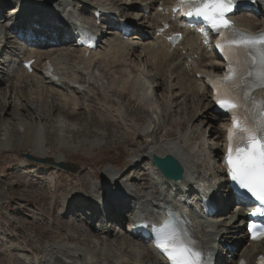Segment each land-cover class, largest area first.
Instances as JSON below:
<instances>
[{"label": "bare ground", "instance_id": "obj_1", "mask_svg": "<svg viewBox=\"0 0 264 264\" xmlns=\"http://www.w3.org/2000/svg\"><path fill=\"white\" fill-rule=\"evenodd\" d=\"M66 1L69 2L74 0H56L51 3L49 7L41 6V0H35V3L33 2L32 4V13L35 15L36 23L41 22L42 15L57 19L58 22L66 20L65 11L68 10V2ZM76 1L83 4V7L89 6L91 12L98 9H113V7L116 12H128L137 7L145 6V8H143L144 13L140 17L138 16L140 19H136V22L140 23V21L144 19V15L149 13L152 20H155V24H147L148 26L145 25L143 33L150 38L145 39L143 42H139L138 40L135 41L134 36V38L123 40L119 36V31H113L111 35L105 38L104 44L99 47V50L92 51L89 56H84V53L77 49H72L69 46H63V48L58 50H56V48H49V50H51L49 54H44L39 50L31 49L29 47L24 53H18L19 55H16L15 52L17 46L12 42L8 53L0 57V65L2 64L4 67V65L7 64V70H9L8 75L6 74V79L4 78L5 80H3L6 84L5 89L3 91L0 90V105L2 106L0 108V118L5 116L2 112L6 106L12 107L14 110L18 109V106L13 104L16 99L22 100L21 108H24V99L41 100L42 98H50L52 101H47L52 103L51 107L55 108L54 111L58 113H64L67 111L69 117H75L72 116V113L80 115L84 112L86 115H89V111L93 108L96 111L97 118H102L100 122L97 121L98 123L103 124V120L110 121V123L112 122L120 132H123V134L125 133L127 137L136 141L131 144L132 146L135 145L137 148L141 147L142 153H140L139 156H131L130 165L133 166L140 159H145V162L148 163L147 165L149 167L145 168L146 173L141 181L144 186H142L137 193H134L129 184L131 181H129V179L131 178L122 177V175H119L118 171L109 168L104 170L100 175L90 172L89 170H86V173L82 170H79L82 171L80 173H78L79 171L71 173L58 168L57 164L67 163V158L65 159L64 156L60 155L56 158L57 162L54 163L53 161V166L49 169H51L52 172H55L56 176L59 175L60 172L64 175H67L68 173L71 174L68 178L70 179V177H73L74 180H77L78 184L76 189L64 190L65 193H60V189L57 187V190L52 191L50 188L54 189L55 187V177L52 175L48 176L47 180L45 179L46 185L43 186V188L48 187L49 191L44 193L41 188L43 191V194L41 192V196L46 199V196L48 195L52 209H56L57 204L59 207L61 206L59 211L53 213L55 219L56 216L58 217V215H62L77 202H90L89 204L93 205L94 209L96 208V211L90 214H93L94 217L97 216L98 219L101 211H103V207H110V212H112L113 209L116 210L117 208L123 207L124 203L122 202L130 198L132 200H138V206L143 213L136 215L138 213L136 212V218L145 220L149 226L150 222L157 217V211L159 208H162L163 206L173 207L177 213H180L181 215L182 213L184 214L182 219L185 221L186 230L190 236L198 240L202 244V248H208L211 245L210 241H213L216 237H220L219 232L221 230L212 225H208L202 219L200 220V217L197 216L196 212L192 211V208L187 205L188 202L193 203V197L202 189L206 182L210 161L209 158L205 156L203 150L207 140L205 139L204 132L202 134V131L194 126L191 125V128L188 129L187 127L191 120L188 124H184L186 121L184 109L182 110L180 108L182 110L179 112V114H182L180 116L178 112L174 110L173 106L179 99H182L183 102L193 104V107L197 110L199 109V106L202 107L200 112H203V115L204 113H208V115L210 113L208 119L210 121V126L213 129L212 137L210 138L213 139V145L215 146L213 155H217L218 152L221 151L219 140L223 135V130L227 127V122L221 120L220 117L215 116L213 112V104L211 103V93L203 85L202 81L197 79V77L199 74H219V72H221L222 64L214 58L209 48L206 46L207 40L205 39V33L202 30L180 25L175 17L170 14V11L166 6L169 5L172 0H150L146 2H149L147 6L144 4L145 0H131L129 1V4L125 3L122 7L115 5L112 0H91L87 3L80 0ZM256 1V4L252 5V7L263 4L261 8L264 12V0ZM0 4L14 5V2L13 0H1ZM159 7L164 8L162 13L157 11ZM13 9L14 7L9 9L11 11L7 13L14 12ZM125 15L126 12L121 16V19L125 18ZM145 16L147 17V15ZM81 18L82 20L87 21L89 16L85 15ZM234 18L239 22L241 27L251 29L253 33L255 31L254 29L260 28L257 26L254 19L246 15L239 14L235 15ZM69 20H73V17H70ZM165 23L171 25L170 30L161 37L156 35V30L162 28ZM173 32L182 33L183 39L177 48L169 53L168 36ZM192 35L194 36L192 37ZM70 40V36H67V41ZM7 42L8 39L5 34L3 37H0V52ZM225 46L226 44L223 41H220L219 49H224ZM183 50L186 52L184 56L187 55V52L189 51L191 55L196 54L197 56H188L186 59L183 57V54L181 55ZM32 59L36 60V63L33 65L34 71L33 73L28 74L21 68L20 63L23 60ZM46 59L50 60V63L54 68V74H56L58 81H63V83L60 82L63 84L64 88L59 87L56 80L52 81L41 74V65ZM184 60L186 61L184 62ZM95 65H98L102 69L101 71L110 76L108 82L110 90L118 86H120L121 92H125L128 89L132 98L135 99L143 109L147 107V110L149 108L154 110L155 108L148 86H146V81L150 73H152L151 84H153V89H155V98H158L159 91L164 87L166 93L163 95L166 94L167 97L173 95L170 101L167 97L166 99L163 98L162 116L164 117V121L163 124L160 125L159 129L161 134L156 141H145L144 145H138L137 142L138 139L140 140L148 137L153 132L152 127L155 123V119H152L153 116L147 119L146 124L140 123L141 121L136 119H130L122 108L121 98H118V100H111L109 96L104 94L101 90H99V93L100 96H102V101H93L94 95L92 90H98V87L94 84V76L92 75V69ZM231 65L233 64L231 63ZM2 72L4 71L1 70V73ZM80 76L83 77L82 80L80 79ZM1 79H3V77L0 78V82H2ZM189 79H192V81ZM179 84L180 88L178 87ZM18 89L22 90L20 95L15 93ZM175 89H177L178 93L180 92L179 97L178 94H176L177 91ZM80 97H82V102L80 101ZM76 99H79L80 105H78ZM109 100L111 101L110 105H108ZM116 102L118 103L115 105ZM18 103L21 104L20 101H18ZM95 103H97L96 106ZM27 106L29 105L26 104V107ZM52 108L49 109V104H43L41 105V113H44L46 111L45 109H47L49 113H53L51 112L53 111ZM31 110H35V108L32 107ZM19 114L23 115L22 113ZM197 114L199 115L201 113ZM37 115L38 113L36 114V117L34 115L29 116V119H27V117H22V119L16 118V120L19 119L17 120L19 122L18 127L19 131L22 133V137L18 141L14 140L15 142H12L11 135L8 132H4L3 135H0L2 136L0 138L1 152H20L18 163L20 164L21 169H27L26 167L24 168L27 161L22 156L24 154L31 155V151L33 152L32 156L39 157L36 158L38 161H41V158H50L53 160L52 156H46L44 146H47L48 143L46 140L43 141L42 139V137L45 136L43 129L47 127V125L44 124V121L42 123ZM167 119H169V121H167ZM216 122L219 124V127L217 128L215 127ZM70 126L76 127L77 125L74 124ZM3 128L9 129L10 127L5 125L1 130ZM51 128H55L57 132L61 133L67 131L71 132V130L61 122L56 123V125L51 126ZM208 132L210 131L208 130ZM98 134L100 135L101 133ZM103 138L104 137L101 139L96 138L98 140L95 139L96 141L92 142L82 141L76 146L66 144L65 147L69 152L75 153L80 148H84L87 153H90L91 151L98 150L104 146ZM55 145L58 146V143H55ZM18 146L24 147L26 150L21 149ZM17 148L21 150H18ZM152 154H156L160 157L165 155H171L174 157L183 168L182 180L176 182V184L168 180L164 182L163 177H161L160 173L151 162L150 157ZM28 168L31 169V167ZM46 169L47 167H42L41 172L44 173ZM49 169H47L46 174L49 172ZM32 171H35V169ZM141 182L137 184V188L142 185L140 184ZM173 188H180L182 192L181 197L177 196L171 198ZM7 192L12 193L8 188ZM7 196L6 193L0 192V197L3 201L7 199ZM0 205L2 207V202ZM166 215L167 212L164 211L163 216ZM123 216L122 211H120L119 216H115L112 226L106 224L107 226L100 228V226H96L97 224H93V226L87 225L85 220L76 213L75 220L77 219L79 223H84L85 229L89 231L88 234L86 233V238L91 237L92 239L94 237L92 233L97 237V241L92 239L90 244L83 243L82 246L79 244H69L67 240H64L65 235L67 237L70 236L68 232L71 227L75 229L74 225H71L69 230L60 229L61 231H54L50 225L51 227L45 230V232L53 230V233H50L49 235H56L57 233L54 232H58L59 237L56 240H63L59 241V243L55 242L49 245L47 244L46 247L34 248L31 251L32 253L26 248L23 250L20 242L11 244L8 241L9 239L7 240L6 233V235H3L0 238V246H2L0 253L3 252L7 254L9 258H12L14 255H17L15 253L22 251L26 254L24 260H28L30 264H163L161 259L155 255L152 246L149 245L147 240L131 237L128 230L125 228L122 230L123 233L117 231V229L120 228L117 222L119 219H122ZM108 217L110 218V214H108ZM59 223H62L63 227L67 226L62 219ZM237 223L239 222L237 221ZM24 224L26 223L24 222ZM237 227H239V224H237ZM35 229L36 228H34V230ZM83 231L84 230H81L82 233ZM221 234L224 233L222 232ZM28 237L32 238V236L29 235ZM107 239L115 241L118 246V252L109 253L106 251L104 242ZM236 239L237 237L234 238V240ZM240 250L239 255L234 252L233 257L235 258L230 261V264H238L239 257H243L247 261L257 251L259 253L264 252V242L258 245L254 244L250 248L244 246ZM27 254H31L32 257L29 255L27 256ZM96 254H98V258L95 257ZM226 262L228 263V261Z\"/></svg>", "mask_w": 264, "mask_h": 264}, {"label": "rangeland", "instance_id": "obj_2", "mask_svg": "<svg viewBox=\"0 0 264 264\" xmlns=\"http://www.w3.org/2000/svg\"><path fill=\"white\" fill-rule=\"evenodd\" d=\"M33 1L35 0H29L26 3V5L28 3L32 4ZM80 1L87 3V2H90L91 0H80ZM112 1L118 7H122V5L125 3L129 4L128 2L131 0H112ZM13 2H17V0H13ZM72 2L74 4L76 3L77 5L83 7L82 6L83 4L79 3L76 0ZM146 2H145V5L147 6L149 2L148 3ZM12 7L13 5H10V6H7L6 9H10ZM81 7H80V10H85ZM143 8H145V6L137 7L135 9H132L131 11H128V12L124 11V12H126V15L128 16L132 14L134 17H138V16L140 17L142 15L141 10ZM148 12H149V9H148ZM145 15H147V17ZM145 15H144V19L142 20L143 22L141 21L143 25L155 24L154 23L155 20H152L149 13H146ZM4 24L5 23L0 24V29H3ZM2 36L3 34L0 33V37ZM193 36L194 35H192V37ZM185 53H186L185 50H183L181 52V55L183 54V57H185L186 59L188 58V56H193V57L197 56L196 54L191 55L190 51L187 52V55L184 56ZM185 61L186 60H184V62ZM7 69H8L7 64H5L4 67L2 66V64L0 65V78L3 77V79H1L2 82H0V90L2 91L5 89V86H6L3 80L6 79L5 77H7L9 73V70ZM1 70H3L4 72L1 73ZM101 70L102 69L98 65H95L94 68L92 69V75L94 76V84L96 87H98V90L97 89L92 90V93L94 95L93 101H97V102L102 101L101 100L102 96H100V93H99V90H101L104 94L109 96L111 100H115V99L118 100V98H121L122 108L130 119H134V120L136 119V120L141 121L140 123L146 124L147 119L153 116L152 119H155V123L153 124V127H152L153 132L148 137L142 138L143 140L138 139L137 142H138V145L139 144L144 145L145 141H151V142L156 141L160 137V134H161L160 129H159L160 125H162L164 121V117L162 116V107H163V98L166 99L167 97L166 94L163 95L164 93H166L164 90L165 87L159 91L160 97L158 95V98H155L152 100L154 102V106L156 109L154 108L153 110L152 108H149L147 110L146 109L147 107L143 109L136 102V100L132 98L130 91H128V89L125 92H121V88L120 86H118L110 90V87L108 86L110 76H108ZM80 79L82 80L83 77L80 76ZM189 80L192 81V79H189ZM178 87L180 88V84ZM175 90L177 91V89ZM21 92L22 90L18 89L17 92L15 93L17 95H20ZM176 94H178V97H179L180 92L178 93L177 91ZM7 96H8V92H7ZM172 96H168L167 99L170 101ZM47 100L52 101L50 98L48 99L42 98L41 100H37V99L25 100L24 99V108H21L22 100L16 99L15 100L16 102L14 101L13 104L17 105L18 109L14 110L12 109V107L6 106L2 112L5 116L3 118H0L1 119L0 120V135H3L4 132H8L11 135L12 142H15L14 140L18 141L19 139H21L22 133L19 131V127H18L19 122L17 120L19 119L16 120V118L22 119V117L24 118L27 117V119H29V116L34 115L36 117V114L38 113L37 115L38 118L41 119L42 123L44 121V124L47 125V127L43 129L45 132V136L42 137L43 141L46 140V142L48 143L47 146H44L46 150L45 154L46 156L48 157L52 156L53 158V160L50 158H47V159L44 158L45 163H40V167H39L40 169H42L43 166L49 169L50 167H52V165H50L49 163L50 162L52 163L53 161L54 163L57 162L56 158L62 155L65 157V159L67 158L66 159L67 163H65V165H72L76 167L78 170H82L84 173H86V170H89L90 172L100 175L104 170L108 168L118 171L119 175H122V177L131 178L129 179V181L131 180L129 184H130V188H132L134 193H137V191L140 188H142V186H144V184L141 181L145 176V173H146L145 168H148V165H147L148 163L145 162L146 161L145 159H140L135 165L133 166L130 165L131 156H139L140 153H142L141 147L137 148L135 145L134 146L131 145L133 144V142H136L135 140L131 139L130 137H127L125 133L123 134V132H120V130L115 125H113L112 122L111 124L110 121L103 120L104 121L103 124L98 123L102 120V118L101 117L97 118V114L95 113L96 111L93 108H91V110L89 111V115H86L84 112L83 114L81 113L80 115L78 114L76 115V113H72V116H75V117H69L67 114V111L64 113L55 112L54 111L55 108L51 107L52 103L48 102ZM76 100L78 101L77 102L78 105H80L79 99H76ZM18 101H20L21 104H19ZM80 101L82 102V97H80ZM117 103L118 102H116L115 105ZM26 104H28L29 106L26 107ZM43 104L44 105L49 104V109L52 108L53 111L51 112L53 113H49L47 109H45L46 111L44 113H41V105ZM110 104H111V101L109 100L108 105ZM96 105L97 103H95V106ZM195 105H196V102H195ZM1 107L2 106L0 105V108ZM32 107H34L35 110H31ZM173 108L174 110L178 112V114L181 109L182 110L184 109V114H186L185 115L186 121L184 122V124L185 125L188 124L189 121L191 120L190 123L188 124V127H187L188 129H190L192 125L198 130L202 131V134L204 132L205 135L209 134L212 137L213 129L211 128L210 121L208 119L210 117V113L209 115L208 113L206 114L204 113L203 115V112H200L202 107L199 106L198 107L199 109L197 110L196 108L193 107V104H190L189 102H183L182 99H179L174 104ZM19 113H22L23 115H20ZM197 113H201V114L198 115ZM179 115L181 116L182 114H179ZM167 121H169V119H167ZM58 122L64 123V125H66L71 130V132L67 131V132L61 133V132H57L55 128H51V126H55L56 123ZM74 124H76L77 126L76 127L70 126ZM168 124H171V123H168ZM5 125H8L10 128L9 129L3 128L1 130V128L4 127ZM215 127L216 128L219 127V124L217 122L215 124ZM208 130L210 132H208ZM98 133H101L100 135L102 136H100ZM1 137L2 136H0V138ZM102 137H104L103 138L104 146H102L98 150H93L90 153H87L86 149L84 148H80L75 153L69 152L68 149L65 147L66 144H71V145L76 146L82 141L92 142V141L101 139ZM125 137L128 139H126ZM57 138L60 140H58ZM205 139L207 140L206 136H205ZM212 142H213L212 140L208 139L207 143L205 144V148L206 146L210 147L209 149L211 153L213 154V150L215 146L212 145ZM55 143H58V146H56ZM19 148L26 150L24 147H19ZM19 148L17 149L21 150ZM205 148L203 150L204 154L207 158H209L207 153L205 152ZM19 153L20 152L18 151L3 153L0 150V192H4L6 193V195H8L5 201H3L0 197V204L1 202L3 204L2 207L0 205V233H1L0 238L3 235H6L7 233V236H6L7 240L9 239L8 241L11 244L20 242L22 244L23 250L24 248H26L30 250L31 252L34 248L37 249L40 247H46L47 244L49 245L55 242L59 243V241L63 240V239L56 240L59 237L58 232H54V233H57L56 235L55 234L49 235L50 233H53V230H50V232H45V230L49 229L51 226H52L51 228H53L54 231H57L60 229L69 230L71 225H74L75 229L71 227L70 231L68 232L70 236L67 237L65 235L64 237V240L65 241L67 240L69 244H79L80 246H82L83 243L90 244L92 242V239L94 241H97V237L93 233L92 235H94V237L92 239L91 237L86 238V235L88 234L89 231L85 229L84 227L85 224L81 222L79 223L77 219L75 220V217L71 218L70 211H69L70 213L68 214L65 212L62 215L57 214L58 217L56 216V219H55L53 213H56L57 211H59L61 209L60 208L61 206L59 207V205L57 204L56 209H52L48 195L46 196V199H44V197L41 196L43 194V191L44 193L49 191L48 187L43 188V186L46 185L45 182L48 176L53 175L55 177V183H54L55 187L54 189L53 188H50V189L52 191H55L57 190V187H58L60 189V193H65L64 190L76 189V186L78 184L77 180H74L73 177H70L69 179L68 176L71 175L69 173L67 175H64V174H61L60 172L59 175L56 176L55 172H52L51 169H49L50 173L48 172L46 176L40 177V179L33 178V175L28 176V177L20 176L17 172L19 168L18 167L19 166V163H18ZM25 155H28V154H24V156ZM32 155H33V152L31 151V155L29 154V156L33 157V159L39 158V157H34ZM31 164H35V163L31 162ZM82 171H79V172L77 171V172L80 173ZM35 176H39V174L35 173ZM139 182H141L140 184L142 185L139 188H137V184ZM7 188L10 189L12 193H8ZM41 188L43 191L41 190ZM76 204H79V202H77ZM78 216L84 218L83 212L80 211L78 213ZM61 219L65 221V225L67 226L63 227V224L59 223ZM24 222L26 224H24ZM88 222H89V219H88ZM34 228L36 229L34 230ZM81 230H84L85 232L83 231L82 233ZM122 230L123 229H120V228L117 229V231L123 233ZM28 235L32 236V238L28 237ZM104 246L106 247V251H108L109 253L118 252V246L116 245L115 241H111V239L105 240ZM1 247L2 246H0V249ZM15 254L17 255L16 256L14 255L12 258H9L7 254L3 252L0 253V264H10V263L11 264H30L28 260H27L28 262L24 260V258L26 257V254H24V252L19 251L18 253H15ZM28 255L32 257L31 254H27V256ZM95 257L98 258V254H96Z\"/></svg>", "mask_w": 264, "mask_h": 264}, {"label": "snow or ice", "instance_id": "obj_3", "mask_svg": "<svg viewBox=\"0 0 264 264\" xmlns=\"http://www.w3.org/2000/svg\"><path fill=\"white\" fill-rule=\"evenodd\" d=\"M246 5L248 0H198L197 3L187 4L188 11L185 14L201 18L218 35H224L227 31L229 35H225V39L230 46L253 47L257 39L264 38L247 36H241L239 39L232 38L230 21L226 18L227 14L235 8H243ZM181 7L184 5H177V8ZM217 48H220L219 41ZM261 65L260 82L261 86H264V53H262ZM215 99L219 108L232 117L233 128H235L237 113L234 109L239 106V98L230 96L222 99L217 96ZM261 114L264 116V105H262ZM241 131L247 133L246 137L238 135L237 141L233 143V129H229L230 146L225 158V168L234 187L243 190L251 199L264 205V137L258 136L253 127H245ZM170 163V161L160 162L163 168H168ZM248 231L253 233V239L258 238L251 227ZM154 232L156 233L154 246L168 257L170 264H199L197 259L199 254L187 247L175 231H166L162 228L154 229Z\"/></svg>", "mask_w": 264, "mask_h": 264}, {"label": "water", "instance_id": "obj_4", "mask_svg": "<svg viewBox=\"0 0 264 264\" xmlns=\"http://www.w3.org/2000/svg\"><path fill=\"white\" fill-rule=\"evenodd\" d=\"M49 3H53L56 0H45ZM27 159L29 160H33V158L31 156H26ZM151 160L154 164V166L156 167V169L162 174V176L166 179V180H171V181H180L183 178V168L180 165V163L171 155H165L163 157H160L156 154H152L151 156ZM38 161V160H37ZM161 161H170V165L168 168H163L161 167L160 162ZM38 162H44L42 161H38ZM57 167L64 170V171H68L71 173H76L77 172V168L74 166H66L63 164H57Z\"/></svg>", "mask_w": 264, "mask_h": 264}]
</instances>
